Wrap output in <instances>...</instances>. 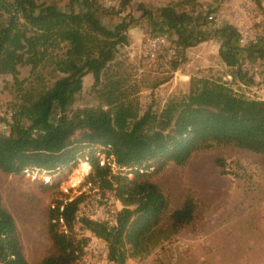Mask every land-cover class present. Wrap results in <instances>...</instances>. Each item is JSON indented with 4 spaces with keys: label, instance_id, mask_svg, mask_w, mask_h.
Returning a JSON list of instances; mask_svg holds the SVG:
<instances>
[{
    "label": "trees",
    "instance_id": "obj_1",
    "mask_svg": "<svg viewBox=\"0 0 264 264\" xmlns=\"http://www.w3.org/2000/svg\"><path fill=\"white\" fill-rule=\"evenodd\" d=\"M81 1L76 10L74 0L65 9L52 1L0 0V76L9 74L18 90L15 107L10 108V130L0 132V171L53 174L73 168L81 158L87 160L91 188L102 194L113 192L121 203L116 225L107 227L76 216L84 192L57 201L47 214L54 251L40 264H76L89 239L78 235V223L106 241L110 259L125 264L128 258L146 254L153 237L164 231L159 224L168 200L151 176L170 163L182 165L193 152L214 145L264 155V100L238 95L229 85L252 84L253 75L244 68L242 56L264 57V50L260 52L256 42L240 46L235 26H217L212 35L219 41L218 56L230 80L190 76L186 93L170 97L159 111L151 105L141 110L139 84L119 55L120 47L128 44L132 18L110 28L97 15L96 0ZM131 1L119 0L117 11ZM175 6L156 9L159 26L154 28L173 30L181 49L206 40L208 36L199 30V14ZM26 65L30 76L19 79V68ZM177 66L172 63L173 70ZM87 74L92 75L91 91L98 103L74 106ZM101 153L108 158L103 163ZM194 209L193 198L186 195L168 215L170 231L190 224ZM0 264H28L16 222L1 194Z\"/></svg>",
    "mask_w": 264,
    "mask_h": 264
},
{
    "label": "rangeland",
    "instance_id": "obj_2",
    "mask_svg": "<svg viewBox=\"0 0 264 264\" xmlns=\"http://www.w3.org/2000/svg\"><path fill=\"white\" fill-rule=\"evenodd\" d=\"M38 1H52L61 9L69 5V0ZM81 3L74 0L73 7L78 10ZM175 3L178 11L199 14L202 22L199 30L208 38L181 49L176 45V33L171 30L169 44L175 46L176 54L169 57L164 48L157 60L151 61L143 50L147 39L160 33L154 28L159 26L156 9ZM252 4L253 9L247 12L240 0H132L118 12L119 0L95 2L97 15L110 28L122 19L132 18L127 29L128 44L120 47L119 55L139 84L141 110L151 105L158 111L167 99L188 91L190 76L230 80L228 68L218 56L219 41L212 35L217 26L241 24L247 30L248 40H256L260 52L264 50V0H252ZM142 9L151 14H143ZM210 13L216 15L217 21L204 19ZM242 61L254 82L250 85L229 82V85L236 94L247 98L264 95V57L258 53L250 58L243 55ZM173 62L178 63L176 70L172 69ZM29 76V66H21L19 79ZM158 80L163 81L148 87ZM92 82L91 74L83 77L82 91L74 106L98 103L91 91ZM27 85L26 81L23 86ZM17 100L18 90L11 76H0V103L14 109ZM99 159L100 163L108 160L104 153L99 154ZM90 170L89 162L81 158L73 168L50 174L48 183L39 174L34 175L35 171L18 175L0 171L2 201L16 222L28 264H40L44 256L54 251L48 233V209L57 201L71 199L81 192L85 193V199L97 192L87 182ZM151 180L160 185L168 200L159 224L164 231L153 237V245L146 254L128 258L125 264H264L263 154L232 145H214L193 152L182 165L168 164ZM186 195L193 198L194 219L170 231L168 215L181 205ZM76 232L79 236L90 234L79 223ZM76 264H83L82 260L79 258Z\"/></svg>",
    "mask_w": 264,
    "mask_h": 264
},
{
    "label": "built area",
    "instance_id": "obj_3",
    "mask_svg": "<svg viewBox=\"0 0 264 264\" xmlns=\"http://www.w3.org/2000/svg\"><path fill=\"white\" fill-rule=\"evenodd\" d=\"M244 11L253 9L252 0H240ZM207 19L217 21L215 14H208ZM220 21V20H219ZM239 32L238 44L246 45L248 42H256L254 39L248 40L247 30L241 28V24L235 26ZM166 48L169 57L176 54L175 46L169 44L168 32H160L147 39L143 50V55L151 61H156L159 52ZM258 68L256 66V73ZM256 99L264 100V95L256 96ZM13 122V112L0 103V132L8 133ZM34 172V171H32ZM24 173H30L27 169ZM39 174L45 183L51 179L50 174L35 171L34 175ZM121 208L120 201L115 197L113 192L106 191L104 194L98 191L91 198L82 200L76 211V216L85 217L91 220L104 223L107 227H114L117 222V212ZM89 239L84 246L83 253L80 257L83 264H116L108 255V245L105 240L94 235H88Z\"/></svg>",
    "mask_w": 264,
    "mask_h": 264
},
{
    "label": "bare ground",
    "instance_id": "obj_4",
    "mask_svg": "<svg viewBox=\"0 0 264 264\" xmlns=\"http://www.w3.org/2000/svg\"><path fill=\"white\" fill-rule=\"evenodd\" d=\"M84 167V166H83Z\"/></svg>",
    "mask_w": 264,
    "mask_h": 264
}]
</instances>
